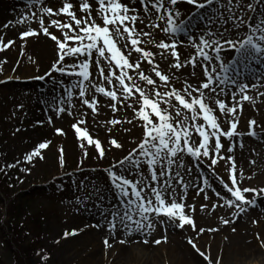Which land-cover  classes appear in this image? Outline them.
Returning a JSON list of instances; mask_svg holds the SVG:
<instances>
[{"label": "rangeland", "instance_id": "obj_1", "mask_svg": "<svg viewBox=\"0 0 264 264\" xmlns=\"http://www.w3.org/2000/svg\"><path fill=\"white\" fill-rule=\"evenodd\" d=\"M71 2L74 3L73 10L80 16L77 0ZM248 2L249 0H242L241 7ZM45 5L55 9L61 6V0H45ZM135 6L139 9L138 3ZM178 7L182 9L181 20L195 11L194 6L186 3H180ZM95 8L96 5L93 4V16L97 15ZM211 11L208 10L205 14L210 15ZM32 12L40 15V5H35L34 0H0V36L5 43L9 40L15 41L11 47L0 52V62L7 60L0 72V169H3L0 171V264H207L188 244L190 238L194 239L201 251L206 255L210 254L214 264H264V244L261 243L264 241V198H257L256 206L237 218L233 214L235 210L224 205V201L215 195L219 192L226 199L231 198L221 182L223 180L224 183H230V166L226 161H221L213 171L206 163L207 158L202 157L200 161H196L187 155L183 156L185 168L180 171L189 187L185 192L176 182L174 185L179 194L178 199L183 197L185 212L194 219L197 231L186 226L183 230L171 227L165 232L163 227L157 225L150 235L146 236L144 232L127 235L122 226L118 225L114 234L109 233L108 221L111 219V210L119 203V196L111 186L106 170L113 162H118L138 147L144 134L143 122L126 106L117 104L118 110L113 112L110 105L114 102L100 93H95L94 89H90L89 98L94 95L99 100L98 113H92L82 104L79 89H73V98L68 102L66 89L72 86L76 78L60 76L58 73L47 77L57 61L55 42L43 34L25 38L23 41L20 39V33L28 28L41 31L38 20L16 23L18 19L30 16ZM248 15L252 14L247 13L245 18ZM224 18H227L226 12ZM51 19L70 22L64 15ZM97 22L102 23L100 20ZM5 24H9V27H3ZM45 24L50 32L63 38L62 33L50 25V18L47 16ZM202 27L203 23L197 16L192 19L187 32L177 34L176 38L182 41L177 46L181 61L194 53L186 36L190 32H198ZM141 28L152 33L149 37H142V40L153 41L151 44H141V47L156 53L155 61L160 65L159 70L170 76V82L165 85L155 77L152 66L146 60L143 61L140 71L157 81L156 88L165 92L174 87L183 93L186 82L194 87L204 82L205 77L200 67L195 69L196 75L192 76L191 65L178 71L171 67L175 61L170 54L166 53L161 57V50L156 44L161 40H170L160 29H148L138 22L137 29ZM223 28L231 29V24H224ZM238 31L244 33L246 28L242 27ZM230 34L235 38V31ZM118 43L124 54L129 56L128 50L123 48L126 41L118 40ZM138 55L133 51L129 56L130 62H134ZM223 55L228 61L233 53L225 52ZM29 56L32 57L31 61ZM92 71L93 83L112 88L102 78L97 80L98 71L95 66ZM117 73L119 74V70ZM129 74L135 77L136 83L142 88L153 91L152 86L139 80L135 70ZM37 77L47 78L41 80ZM238 79L249 85L247 95L252 100L242 102V111L238 107L237 131L242 135L231 142L221 138L225 149L231 144L234 152L227 153L222 150L221 155L235 156L241 187H264V95H261L264 93V62L253 59L246 69H241ZM116 87L119 89L118 85ZM231 91L236 89L232 88ZM205 92L207 94V90ZM212 97L214 98L206 100V103L214 108L221 127L228 130L230 124L226 120L231 117L229 115L226 118L219 112L215 99H221L231 107L230 95L215 97L212 94ZM134 99L138 100V94ZM237 99H240L239 95ZM61 100L65 101L63 106L73 113L72 116L67 115V112L57 116L55 109L61 106ZM133 102L129 100L127 103ZM173 105L172 114L174 121L178 123L183 119V114L175 117V110L181 106L174 100ZM134 107L138 108L139 103H134ZM181 111L187 113L182 108ZM187 114L191 116V113ZM49 117H52L51 124L48 123ZM81 119L86 123L80 127L87 129L88 134L99 140L101 147L105 149L103 159L97 158L94 145L88 146L86 140L80 141L74 134L71 125ZM112 119L121 120L123 123H108ZM251 119L257 121L255 138L248 135ZM128 120L133 123H127ZM57 128L62 129L64 134H58L55 131ZM128 129L131 131H126ZM195 136L196 134L194 139ZM111 139H115L123 148L111 146ZM44 141H50L49 148L42 150L44 159L34 158L31 163L27 162L25 156L38 143ZM241 141L243 147L240 146ZM82 142L88 151L86 158L83 156L84 149L80 147ZM61 147L64 151V167L60 166ZM251 160H255V164H251ZM12 164L16 166L8 167ZM188 168H191V172L187 171ZM241 171L244 173L243 177L239 176ZM145 174H148L146 168ZM205 179L211 187L199 192L200 188L205 187ZM204 195L208 196L207 200L203 199ZM246 196L251 198L253 194L248 193ZM213 204L217 205L214 209L211 207ZM202 205L207 207L202 209ZM189 206H194L195 210ZM220 217L234 222L224 225ZM213 228L218 230L210 231ZM73 231L78 234L65 238L66 233ZM164 236L167 237L166 242ZM105 238L109 239L111 247H105ZM121 239L125 243L121 244ZM145 239L148 240L147 243H144ZM156 239H160L161 243H153ZM44 256L50 259L45 261Z\"/></svg>", "mask_w": 264, "mask_h": 264}, {"label": "snow or ice", "instance_id": "obj_2", "mask_svg": "<svg viewBox=\"0 0 264 264\" xmlns=\"http://www.w3.org/2000/svg\"><path fill=\"white\" fill-rule=\"evenodd\" d=\"M77 3L80 16L77 15V11L73 10L74 3L71 0H61V6L55 9L52 6H46L45 0H34L35 5H40V15L37 16L36 12H32L30 16H23L16 23L24 24L38 20L41 31L28 28L20 33L22 41L25 38L43 34L55 42L57 61L47 73V77L58 73L60 76L76 78L72 86L66 89L68 102H71L73 98V89H79L82 104L87 106L92 113H98L99 100L94 95L89 98L90 89H94L95 93H100L114 102L110 105L113 112L118 110L117 104L121 107L126 106L133 110L139 121L143 122L144 134L138 147L118 162H113L106 170L110 184L119 196V203L111 210V219L108 221L109 233L114 234L118 225L122 226L127 235L144 232L147 236L155 230L157 225L163 227L165 232L171 227L183 230L186 226L197 231L196 223L189 214H186L185 203L182 202L183 197L180 196L178 199L179 194L174 185L176 182L185 192L189 187L184 182L180 171L185 168L184 155L196 161H200L202 157L207 158L206 163L213 171L221 161H226L230 166V183H224L223 180L221 182L231 198L226 199L219 192L215 195L224 201V205L235 210L233 214L237 218L246 213L249 208L255 207L257 198H264V187H241L242 181L238 179L235 156L221 155L222 150L227 153L234 152V147L230 144L225 149L221 138L224 137L231 142L235 137L242 135L237 131L236 114L238 107L242 111V102L250 101L252 98L247 95L249 85L241 82L238 77L241 69H246L253 59L264 62V0H249L243 7H241L242 0H127V2L124 0H77ZM137 3L139 9L135 6ZM180 3L194 6L195 9L183 20L180 19L182 16V9L178 7ZM93 4L96 5V16H93ZM208 10H212L210 15L205 14ZM225 12L227 13L226 19L224 18ZM247 13L252 15L245 18ZM61 15L66 16L70 22L64 23L58 19H51ZM45 16L50 18V25L62 33V39L49 31V27L45 24ZM197 16L203 23V27L198 32H190L186 36L194 53L181 61L177 46L182 41L176 38L177 34L187 32L192 19ZM98 20L102 23H98ZM138 22L148 29H160L168 37L170 42L161 40L156 47L161 50L162 58L167 53L174 59L172 68L179 71L191 65V75L195 76V69L200 67L205 77L204 82L198 87L186 82L183 93L174 87L165 92L156 88L157 81L140 71L143 61L146 60L152 66L155 77L165 85L170 82V76L159 70L160 65L155 61L156 53L141 47V44H151L153 41L142 40V37H149L152 33L143 28L137 29ZM227 23L231 24V29L223 28V25ZM3 27L7 28L9 24ZM242 27L246 28V32L238 31ZM231 31H235V38L230 34ZM118 40L126 41L123 48L128 50L129 56L133 51L139 54L134 62H130L129 56L124 54ZM14 43L13 40L5 43L3 37L0 36V52L5 51ZM225 52L233 53L228 61L223 55ZM28 59L31 61L32 57L29 56ZM4 63H7V60L0 62V72H2ZM94 66L98 71L97 80L102 78L107 84L112 85L111 89L92 82ZM105 69H107V74H105ZM132 70L137 72L140 81L152 86V92L136 83L135 77L129 74ZM232 73L235 75H231ZM47 77H37V79L43 80ZM232 88L236 91H231ZM137 94L138 100L134 99ZM212 94H215V97L230 95L231 107L225 101L215 99L219 112L226 118L229 115L231 117L226 120L230 124L228 130L221 127L214 108L206 103V100L214 98ZM237 95L240 96L239 100ZM129 100L134 102L127 103ZM173 100L181 106L176 108L175 117L183 114V119L178 123L174 121L172 114ZM64 103L65 101L61 100V106L55 109L57 116L65 112L72 116L73 113L63 106ZM134 103H139V107H134ZM161 105L168 107L162 108ZM181 108L191 113V116L182 113ZM48 123H52V117L48 118ZM84 123L86 121L81 119L71 125L74 134L80 141L86 140L88 146L94 145L97 158L103 159L105 149L101 147L99 140L93 139L88 134L87 129L80 127ZM108 123L117 125L123 121L112 119ZM127 123L131 124L133 121L128 120ZM256 124L257 121L254 119L249 121L248 135L253 138L257 136ZM55 131L58 134H64L62 129L57 128ZM126 131H131V129ZM194 134H196L195 139ZM109 143L117 149L123 148V145L115 139H111ZM49 145L50 141L38 143V146L25 156V160L29 163L34 158L43 160L42 150L48 149ZM240 146L243 147L242 141ZM80 147L84 149L83 156L86 158L88 151L85 144L80 143ZM59 151L60 166L64 167L63 148L61 147ZM250 163L255 164V160H251ZM15 166V164L8 165V167ZM21 170L27 171V169ZM187 171L191 172V168ZM243 175L242 171L239 172L240 177ZM203 184L205 187L200 188L199 192H204L205 188L211 187L207 179L203 181ZM248 193H252L253 196L249 198L246 196ZM203 199L207 200L208 196L204 195ZM77 203H80L79 199ZM189 207L195 210L194 206ZM204 207L207 205H202V209ZM211 207L214 209L217 205L213 204ZM220 220L224 225L234 222L224 217H220ZM217 230L210 229V231ZM232 230L235 231V229ZM199 231L203 232V229ZM77 234L76 231L66 233L65 238ZM257 238L259 239V236ZM163 239L166 242L167 237L164 236ZM119 242L123 244L125 240L121 239ZM147 242L148 240L145 239L144 243ZM187 242L207 261V264H214L210 254L206 255L204 251H201L194 239L190 238ZM103 243L106 248L111 247L109 239L105 238ZM153 243L159 244L161 240L156 239ZM261 243L264 244V241ZM43 259L47 261L50 257L44 256Z\"/></svg>", "mask_w": 264, "mask_h": 264}]
</instances>
